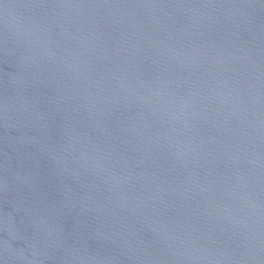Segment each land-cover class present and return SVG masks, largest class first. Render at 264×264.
<instances>
[{"label": "water", "instance_id": "obj_1", "mask_svg": "<svg viewBox=\"0 0 264 264\" xmlns=\"http://www.w3.org/2000/svg\"><path fill=\"white\" fill-rule=\"evenodd\" d=\"M0 264H264V0H0Z\"/></svg>", "mask_w": 264, "mask_h": 264}]
</instances>
